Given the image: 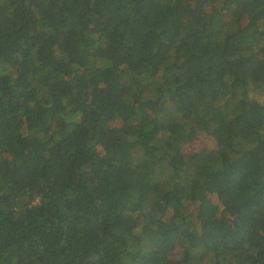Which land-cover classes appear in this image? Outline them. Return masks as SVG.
I'll return each instance as SVG.
<instances>
[{"label": "trees", "instance_id": "1", "mask_svg": "<svg viewBox=\"0 0 264 264\" xmlns=\"http://www.w3.org/2000/svg\"><path fill=\"white\" fill-rule=\"evenodd\" d=\"M263 92L264 0H0V264H264Z\"/></svg>", "mask_w": 264, "mask_h": 264}, {"label": "rangeland", "instance_id": "2", "mask_svg": "<svg viewBox=\"0 0 264 264\" xmlns=\"http://www.w3.org/2000/svg\"><path fill=\"white\" fill-rule=\"evenodd\" d=\"M261 99L262 101L264 100V92L262 93ZM199 148L214 149L215 143L211 138H209L205 134H199L192 143L184 146L185 152H191Z\"/></svg>", "mask_w": 264, "mask_h": 264}]
</instances>
